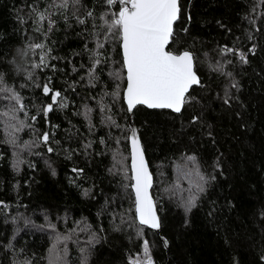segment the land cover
<instances>
[{"label":"trees","instance_id":"obj_1","mask_svg":"<svg viewBox=\"0 0 264 264\" xmlns=\"http://www.w3.org/2000/svg\"><path fill=\"white\" fill-rule=\"evenodd\" d=\"M62 4L0 0V264H49L50 225L82 223L97 235L91 264L145 261V240L159 264H264V0H180L169 50L192 52L201 81L181 113L138 106L132 115L160 233L135 213L122 42L108 31L126 6ZM41 54L48 67H34ZM9 112L25 123L20 145L37 144L19 159ZM69 247L67 264H82Z\"/></svg>","mask_w":264,"mask_h":264},{"label":"snow or ice","instance_id":"obj_2","mask_svg":"<svg viewBox=\"0 0 264 264\" xmlns=\"http://www.w3.org/2000/svg\"><path fill=\"white\" fill-rule=\"evenodd\" d=\"M117 2L124 5L130 4V7H122L119 10L108 28V31L118 35L122 42L123 67L126 70L127 82L124 98L128 111L131 112L138 105H143L150 109H171L180 112L187 101L189 90L193 85L199 84V79L194 70L193 57L190 52L184 51L176 54L168 50L174 36V23L179 18L178 0H107L109 5ZM67 3L68 0H63L61 6L66 7ZM39 19H45L42 13L39 14ZM102 46V44L99 45V47ZM43 47V44L32 46L34 50ZM226 51L232 50L226 49ZM240 58L243 62H247L243 54ZM47 60V55L41 54L39 64L34 67H48ZM96 63L98 64L99 60ZM52 91L48 84L43 85L45 95ZM60 95L59 91L51 95L52 103L43 109L45 115L53 110V105L59 103ZM14 99L19 103L18 95H15ZM60 106L63 104L60 103ZM20 110H23L22 104ZM20 124L23 125V121ZM48 139V134H43L42 140L45 143ZM10 142L15 144L16 140L13 138ZM131 145L132 179L135 181L132 185L135 192V213L140 225L158 229L160 227L159 217L149 193L152 177L135 132L131 137ZM48 151L51 152L52 149L49 148ZM188 159L194 160L193 157ZM185 175L191 174L186 173ZM195 175L199 181L204 180L198 172ZM196 187L202 190L199 182L196 183ZM192 204L193 199L190 198L186 206L191 207ZM63 239L66 240L67 237ZM60 240L61 237H57L58 243ZM143 249L145 261L136 260L133 264H152L147 240L143 243ZM55 250L56 245H53L50 250L53 255L49 264H57L59 258L55 256Z\"/></svg>","mask_w":264,"mask_h":264},{"label":"rangeland","instance_id":"obj_3","mask_svg":"<svg viewBox=\"0 0 264 264\" xmlns=\"http://www.w3.org/2000/svg\"><path fill=\"white\" fill-rule=\"evenodd\" d=\"M120 69L118 67L117 70V75L119 76L120 74ZM7 131L8 135L10 136L11 139H15V149H16V156L17 159H19L20 155L22 154L23 151H29L37 147V144L33 147V144H28L27 147L26 145H20L19 140L21 137V132L25 128V123L23 122V125L20 124L22 121L21 119H18V116L16 113H8L7 114ZM15 117V118H13ZM19 129V130H17ZM118 158L122 163V167L120 169H123V173L125 177H128L129 175L126 170V156H122L121 154H118ZM51 234H52V246L51 249L53 248V245H56V250H55V256L58 257L57 264H67L68 260V251H69V246L71 244H74L79 247L80 249V254L82 258V264H91V259H92V253H93V247L97 242V235L95 232L89 230L88 226L85 223L79 224L76 227V230L74 232L71 231H64L62 229H58L54 226H51ZM57 237H61V240L59 243L57 242ZM64 237H67V239H63ZM50 249V250H51ZM52 253H49V262L50 259H52ZM144 255V249L142 252V256ZM135 260H132L134 262ZM140 261H144V259H141Z\"/></svg>","mask_w":264,"mask_h":264},{"label":"water","instance_id":"obj_4","mask_svg":"<svg viewBox=\"0 0 264 264\" xmlns=\"http://www.w3.org/2000/svg\"><path fill=\"white\" fill-rule=\"evenodd\" d=\"M178 2H179V7H180V0H178ZM126 7H130V4H128V5H125ZM181 8V7H180ZM179 18H180V13H179ZM179 18H178V20H179ZM177 20V21H178ZM176 21V22H177ZM176 22L174 23V30H175V24H176ZM171 43V42H170ZM121 46H122V43H121ZM168 50H169V47H168ZM170 51V50H169ZM184 52V51H183ZM188 52H190V51H188ZM174 53V52H173ZM182 53V52H181ZM191 54H192V57H193V64H194V70H195V72H196V74H197V76H198V79H199V83H200V81H201V78H200V76H199V74L197 73V71H196V67H195V59H194V55H193V53L192 52H190ZM198 85V84H197ZM194 86H196V85H193L192 86V88L194 87ZM192 88L189 90V93H190V91L192 90ZM126 89V88H125ZM124 92H125V90H124ZM189 93L187 94V97H188V95H189ZM125 99V98H124ZM126 102V101H125ZM126 105H127V103H126ZM138 106H143V105H138ZM137 106V107H138ZM136 107V108H137ZM146 107V106H145ZM184 107H185V104L183 105V107H182V109H181V111L180 112H175V111H173V110H171V109H168V110H170V111H172V112H174V113H181L182 111H183V109H184ZM135 108V109H136ZM135 109H133L131 112H129V114L131 115V118H130V120H129V125H130V129H131V132H130V135H129V144H130V153H131V155H132V145H131V137H132V135H133V132H135V134H136V137L138 138V140H139V144H140V146H141V148H142V150H143V156H144V160H145V162H146V164H147V167H148V171H149V173L151 174V177H152V186H151V188L149 189V193H150V195H151V197H152V199H153V201H154V203H155V207H156V213H157V216L159 217V222H160V227L158 228V229H152V230H154V231H156L157 233H160L161 232V219H160V215H159V212H158V208H157V205H156V200H155V198H154V196H153V192H152V190H153V186H154V182H155V178H154V174H153V172H152V169H151V167H150V164H149V161H148V159H147V155H146V152H145V149H144V146H143V142H142V139H141V136H140V134H139V132H138V128L136 127V125H135V123H134V120H133V118H132V115H133V113H134V111H135ZM150 109V108H149ZM130 164H132V160H130ZM132 170V169H131ZM132 177H133V173H132ZM135 183V181L133 180V184ZM132 184V185H133ZM133 188V187H132ZM133 191H134V189H133ZM134 195H135V192H134ZM137 220H138V218H137ZM147 227V226H146ZM151 229V228H150ZM160 239H161V241L164 243V245H165V247L166 248H168L169 247V244H168V241H167V239L163 236V235H160ZM151 260H152V264H159L154 258H152L151 257Z\"/></svg>","mask_w":264,"mask_h":264}]
</instances>
